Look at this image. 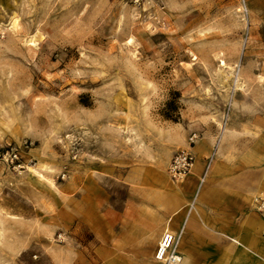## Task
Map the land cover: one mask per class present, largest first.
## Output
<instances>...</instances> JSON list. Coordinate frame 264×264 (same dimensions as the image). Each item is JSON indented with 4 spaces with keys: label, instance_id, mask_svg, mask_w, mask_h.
Masks as SVG:
<instances>
[{
    "label": "rangeland",
    "instance_id": "1",
    "mask_svg": "<svg viewBox=\"0 0 264 264\" xmlns=\"http://www.w3.org/2000/svg\"><path fill=\"white\" fill-rule=\"evenodd\" d=\"M245 6L0 0V264H180L157 257L160 239L117 243L120 221H107L116 240L101 246L89 189L103 214L104 194L123 210L129 172L162 171L174 185L193 176L169 179L175 152L191 150L196 170L201 137L253 103L236 100L248 79L264 80V54L250 52L264 13ZM263 194L251 199L262 216Z\"/></svg>",
    "mask_w": 264,
    "mask_h": 264
},
{
    "label": "crops",
    "instance_id": "2",
    "mask_svg": "<svg viewBox=\"0 0 264 264\" xmlns=\"http://www.w3.org/2000/svg\"><path fill=\"white\" fill-rule=\"evenodd\" d=\"M245 3L253 16L264 13V0ZM257 37L254 31L250 52L264 54V39L259 43ZM247 85L252 90L239 92L236 100L253 103L234 109L216 136L201 137L197 167L186 183L170 184L162 171L129 172L120 179L126 183L120 190L123 210L104 194L98 199L103 214L96 211V192L89 189L88 225L101 246L116 237L126 245L147 238L154 243L170 232L180 234V264H264V216L251 203L257 191L264 193V80L251 78ZM201 175L204 182L196 193ZM109 220L113 227L116 221L121 225L113 240L106 230Z\"/></svg>",
    "mask_w": 264,
    "mask_h": 264
},
{
    "label": "built area",
    "instance_id": "3",
    "mask_svg": "<svg viewBox=\"0 0 264 264\" xmlns=\"http://www.w3.org/2000/svg\"><path fill=\"white\" fill-rule=\"evenodd\" d=\"M135 2H140L141 0H134ZM245 10L248 9L245 6ZM195 134L190 137V142H195ZM196 165V158L191 150L189 149H179L175 152L170 162L168 168L169 179L174 182L176 180L182 179L190 174L194 173V168ZM204 181V177L201 178V183ZM258 209L264 211V194L255 198ZM176 240V241H175ZM164 244H166V249L161 253H157V257L162 260H168L169 262L180 261V255L176 253L175 245L177 239L173 234L167 233L164 236Z\"/></svg>",
    "mask_w": 264,
    "mask_h": 264
},
{
    "label": "bare ground",
    "instance_id": "4",
    "mask_svg": "<svg viewBox=\"0 0 264 264\" xmlns=\"http://www.w3.org/2000/svg\"><path fill=\"white\" fill-rule=\"evenodd\" d=\"M223 64H225V62L223 61L222 62ZM237 74V73H236ZM237 79H239V78H237ZM168 230V229H167ZM167 233H170V232H165L164 234H163V236H162V238H161V240H160V243H159V246H158V249H157V251H156V253H161L163 250H165L166 249V244H164V236L167 234ZM170 234H172V233H170ZM173 236H175V238H176V235H174L173 234ZM177 239V238H176ZM176 241V240H175ZM180 259V261L179 262H181V260H182V258L180 257L179 258Z\"/></svg>",
    "mask_w": 264,
    "mask_h": 264
}]
</instances>
